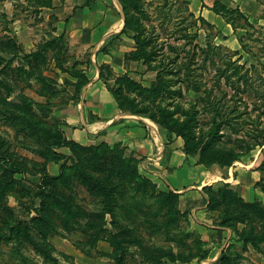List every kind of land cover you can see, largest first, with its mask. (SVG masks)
<instances>
[{
  "label": "rangeland",
  "instance_id": "rangeland-1",
  "mask_svg": "<svg viewBox=\"0 0 264 264\" xmlns=\"http://www.w3.org/2000/svg\"><path fill=\"white\" fill-rule=\"evenodd\" d=\"M141 1L152 5L145 7L152 23L143 24L156 25L161 38L173 31L177 37L182 29L188 36L197 31L199 47L209 38L232 60L239 59L246 68L255 66L264 79V0H253L252 12L229 0L222 2L233 9L226 10L220 1L212 3L232 25L231 33L206 20L207 25L202 24L195 19L201 16L194 13L195 18L187 17L188 0H170L164 9L165 2L160 0V4L158 0ZM50 7L51 0H0V228L8 237L0 241V264L14 262L9 259L10 250L18 242L25 247L28 264H188L206 258L211 249L204 245H211V233H199V227L189 223L185 214L168 215L175 207V194L155 177L143 175L141 160L123 145L72 143L57 152L63 132L62 122L55 117L56 103L66 100L67 88L84 82L80 68L87 51L70 45L62 22ZM62 20L67 24V19ZM194 22L195 27L191 26ZM134 35L133 31L124 34L125 47H130L127 72L114 75L102 68L108 86L122 103V112L136 115L130 112L132 108L145 112L136 116L148 121L166 146L178 140L190 155L198 153L206 141L202 137L205 130L200 132L197 124L176 114L177 108L187 110V100L198 95L184 92L169 108L167 102L154 98L149 90L154 89L159 69H154V63L147 69L136 60L141 52ZM167 42L181 45L184 41L168 37ZM120 77L134 85L118 81ZM199 120L205 122V116ZM51 162L60 167L58 179L42 183ZM201 165L206 171H220L208 193L212 209L203 222L230 231L228 238L213 240L212 245L223 244L221 255L226 264H264V144L230 166L216 161ZM9 168L17 171L11 187ZM45 183L44 188L39 187ZM106 201L111 203L112 217L105 211ZM43 214L47 225L38 221ZM17 223L27 228V234L19 231V241L8 230ZM29 240L49 259L44 261Z\"/></svg>",
  "mask_w": 264,
  "mask_h": 264
},
{
  "label": "crops",
  "instance_id": "crops-1",
  "mask_svg": "<svg viewBox=\"0 0 264 264\" xmlns=\"http://www.w3.org/2000/svg\"><path fill=\"white\" fill-rule=\"evenodd\" d=\"M219 1L226 9H233L222 0H188V7L191 13L218 25L221 31L231 33L232 25L212 7ZM229 2L251 12L255 5L253 0ZM49 11L59 23L62 22L61 27L67 32L70 45L87 51L84 65L80 68L84 83L67 88L64 92L66 100L56 103L55 117L62 122L65 140L83 146L102 143L123 145L127 152L141 160L139 170L143 175L155 177L166 190L178 194V209L186 215L187 221L196 224L202 235L211 233V245H204L211 249L209 255L188 264H222L223 244L217 242L219 248L212 244L213 240L228 238L230 231L203 222L209 216L208 188L218 181L220 171L216 168L206 171L197 163L198 157L185 156L178 140L166 146L163 139L153 134L155 131L148 121L123 113L105 80L107 71L114 75L127 72L124 56L130 47H125L122 33L124 14L119 0H51ZM62 19H67V24L63 25ZM76 59H80V54ZM62 149L66 147L57 149V152H62ZM46 169L48 175L55 177L60 167L51 162Z\"/></svg>",
  "mask_w": 264,
  "mask_h": 264
},
{
  "label": "trees",
  "instance_id": "trees-1",
  "mask_svg": "<svg viewBox=\"0 0 264 264\" xmlns=\"http://www.w3.org/2000/svg\"><path fill=\"white\" fill-rule=\"evenodd\" d=\"M160 1L163 4L165 2L164 5L162 4L161 9L170 4V0ZM160 1L158 0V4H160ZM119 2L124 14L122 33L125 34L128 31H133L135 33L133 40L136 48L141 52L137 58L136 56L133 57L136 60L138 59V61H142L147 69H150V65L153 63L157 65L154 69H159L157 82L153 85L154 89L151 86L149 90V92L154 94V98H160L162 102H167L166 107L169 108L172 106L171 102L183 98L184 92H192L198 95L193 101L187 100V110L177 108L176 112L177 115L187 117L188 120L197 124L200 127V132H204L203 130H205L204 134L202 133V137L206 141L201 143L198 153L190 155L187 150H184L186 147L184 145L183 153L185 156L194 157L196 154H199L197 156L198 164L214 163L216 161L221 165L230 166L242 156L248 155L254 149L261 147L264 144V90H260L259 88L264 89V79L257 74V68L255 66L246 68L245 65L239 63V59L232 60V57L227 56V54L225 55L220 47L213 45L209 38L206 39L204 47H199L195 42L198 38L197 31L192 36H188L184 33V29L181 28L182 30L178 31L180 33L179 36H174L176 32L173 31L171 32L172 34H168L163 39L160 33L156 32V25L146 27L142 22L152 23L150 14L145 9V7L152 5L145 4L141 0H119ZM159 13L164 12L160 11ZM216 13L220 14V12ZM238 14L243 16L240 12ZM187 17L191 19L195 18L190 12H188ZM197 18L202 24H206L205 20L199 17L195 19ZM162 24L160 23L159 26ZM195 25V22L191 24L193 27ZM168 37H173L176 41L182 40L184 42L181 45L170 44L167 42ZM186 45H189L190 49L185 50L184 47ZM164 47L167 48V51L163 50ZM102 51L105 52L106 49L103 48ZM182 52L184 56H181ZM198 54L201 58H197ZM233 55H237V53L234 52ZM126 56L127 54L124 56L125 60ZM209 68L211 69V74L206 79L205 76L209 73ZM119 79L127 85H134L126 77H120L118 81ZM111 91L115 96L119 108L122 109V103L118 95L112 89ZM130 112L136 115L145 114V112H141V110L136 108L130 109ZM165 116L166 114L162 113V117ZM200 116H203V118L205 116L206 121H200ZM149 117L153 121L155 120L153 115ZM156 123H160V121ZM60 140L58 144L61 146L58 148L66 147V145L72 143L75 144L73 141L65 140L64 136H61ZM101 146L107 147L104 144ZM210 157L216 159H211ZM7 171L11 176V187L15 182L14 175L17 171L11 168L7 169ZM55 177L43 174L40 181L43 183L44 179L57 180L58 178ZM85 178L90 180L89 176ZM44 185L46 183L39 185V187L44 188ZM212 187H209L208 190L210 191ZM173 196L176 197V201L174 200L175 207L168 211V215L181 213L178 209V194ZM110 204L106 201L105 205L107 207L105 211L111 216ZM56 205L58 208H61V205L58 203ZM210 205L211 197L209 196L207 208L211 210ZM38 221L43 225L49 224L48 218L44 214L41 215ZM0 223H2L1 217ZM8 230L9 232L13 230V236L17 241H19V231L27 234V228L20 223H17L13 229ZM5 237L0 228V241L5 239ZM29 242L33 245V250L40 254L44 261L49 259L47 253L40 246H36L37 244L30 240ZM16 244L17 246H13L10 250V256H14V258L9 256V259L14 260L11 264H28V258L23 254L25 247L22 244L20 245L19 242ZM221 263H228L225 261V256L223 255H221Z\"/></svg>",
  "mask_w": 264,
  "mask_h": 264
}]
</instances>
